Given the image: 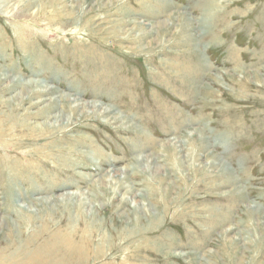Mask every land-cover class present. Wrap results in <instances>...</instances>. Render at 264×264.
<instances>
[{
  "label": "rangeland",
  "instance_id": "obj_1",
  "mask_svg": "<svg viewBox=\"0 0 264 264\" xmlns=\"http://www.w3.org/2000/svg\"><path fill=\"white\" fill-rule=\"evenodd\" d=\"M0 244L264 264V0H0Z\"/></svg>",
  "mask_w": 264,
  "mask_h": 264
},
{
  "label": "bare ground",
  "instance_id": "obj_2",
  "mask_svg": "<svg viewBox=\"0 0 264 264\" xmlns=\"http://www.w3.org/2000/svg\"><path fill=\"white\" fill-rule=\"evenodd\" d=\"M7 77V76H6ZM19 81H17V83H18ZM54 89V88H53ZM27 96V95H26ZM50 100V99H49ZM80 106V103L79 104H77V107H79ZM84 106H85V108L87 107V105H85V103H84ZM92 107L94 108V109H97V108H99V105L97 104V103H92ZM77 109V108H76ZM105 110V109H104ZM106 111H107V113H112V111L111 110H108L107 108H106ZM88 112V111H87ZM102 114V113H101ZM114 115V114H113ZM119 115V114H118ZM114 119H116V118H120V115L119 116H117V117H113ZM123 121H125V119H122ZM202 138V137H201ZM141 157V156H140ZM145 166V165H144ZM157 169H160V168H157ZM154 173V172H153ZM152 173V174H153ZM125 178V177H124ZM104 180V179H103ZM107 180H109V179H107ZM109 184V183H108ZM240 187V186H239ZM62 199H64V198H62ZM3 224V223H2ZM46 225H48V224H46ZM43 228V227H42ZM54 228V227H53ZM60 228V227H59ZM44 229V228H43ZM46 229V228H45ZM51 229V228H50ZM66 229V228H65ZM52 230V229H51ZM59 230V229H58ZM42 231V230H41ZM44 232H46V231H44ZM44 232H43V235H44ZM53 232V231H52ZM61 232V231H60ZM53 233H55V232H53ZM59 233V232H58ZM41 235V234H40ZM58 235H60V234H58ZM37 236H39L38 234H37ZM48 236H49V234H48ZM53 236V235H52ZM56 236H57V234H56ZM61 236H62V234H61ZM30 237H32V236H30ZM35 236H34V234H33V237L32 238H34ZM37 238V237H36ZM58 238V237H57ZM64 238V237H63ZM73 238V237H72ZM44 239V238H43ZM53 239V238H52ZM65 239V238H64ZM60 240H62V239H60ZM74 240V239H73ZM29 241V240H28ZM31 241V240H30ZM49 241V240H48ZM54 241V240H53ZM78 241H80V240H78ZM24 243H25V241H23ZM27 242V241H26ZM57 242V241H56ZM61 242V241H60ZM40 243H42V242H40ZM48 243V242H47ZM70 243V242H69ZM17 244V243H16ZM21 244V243H20ZM27 244V243H26ZM1 245V244H0ZM23 245H25V244H23ZM28 245V244H27ZM55 245V244H54ZM58 245V244H57ZM65 245H66V243H65ZM20 246V245H19ZM30 246V245H29ZM68 246V245H67ZM66 246V247H67ZM74 246V245H73ZM17 247V246H16ZM22 247H24V246H22ZM27 247V246H26ZM44 247V246H43ZM63 247V246H62ZM65 247V246H64ZM65 247V248H66ZM17 248H19V247H17ZM42 248V247H41ZM71 248V247H70ZM1 249H2V247H1ZM15 249V248H14ZM36 249H40V248H38V247H36ZM53 249V248H52ZM56 250V249H55ZM62 250V249H61ZM74 250V249H73ZM19 251H20V249H19ZM40 251V250H39ZM39 251H37V252H39ZM59 251V250H58ZM30 252V251H29ZM28 252V253H29ZM66 252V251H65ZM27 253V254H28ZM49 254H50V252H48ZM67 253H69L68 251H67ZM67 253H63L64 255H63V258H65L66 256H67ZM47 254V253H46ZM52 254V253H51ZM58 254H60V253H57V254H55V255H53V256H51L50 258H47V256H39V255H41L40 253H39V255H37V256H39V257H37L36 258V260L35 259H33V263H35V264H45L49 259H50V261H51V263H52V261H54V260H58L57 258H56V256H58ZM89 254V253H88ZM17 255V254H16ZM36 255V254H35ZM4 256V255H3ZM2 256V257H3ZM29 256V255H28ZM27 256V257H28ZM32 256V255H31ZM74 257H76V252H74V253H71V258L74 260ZM21 258V257H20ZM30 258V257H29ZM6 259V258H5ZM4 259V260H5ZM26 259V258H25ZM28 259V258H27ZM10 260V259H9ZM61 261V260H60ZM21 262H24V260L23 261H21ZM57 262V261H56ZM25 263V262H24ZM50 263V264H51ZM62 263H64V262H62ZM11 264V263H10ZM27 264V263H26ZM53 264H55V263H53ZM67 264V263H66Z\"/></svg>",
  "mask_w": 264,
  "mask_h": 264
}]
</instances>
